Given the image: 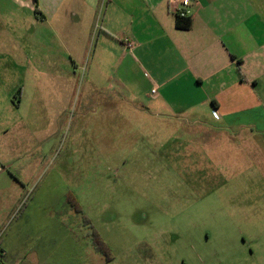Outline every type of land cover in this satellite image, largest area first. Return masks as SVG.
I'll return each mask as SVG.
<instances>
[{
  "label": "rangeland",
  "instance_id": "374dc122",
  "mask_svg": "<svg viewBox=\"0 0 264 264\" xmlns=\"http://www.w3.org/2000/svg\"><path fill=\"white\" fill-rule=\"evenodd\" d=\"M10 9V2L0 0V16ZM100 17L92 45L78 60L76 88L108 105L85 115L73 105L61 110L56 122L48 94L63 81H35L28 71L36 57L44 69L61 50L52 47L47 30L32 28L26 12L9 22L13 32H0V158L11 164L8 172L28 177L38 157L46 176L35 186L48 180L57 192L70 189L90 221L89 238L96 231L100 246L113 255L105 261L87 239V264H144L139 254L149 252L156 264H264V174L259 172L264 161L253 142L264 138L263 125L255 123L260 113L243 116L252 136L245 142L230 140L238 130L224 129L211 117L201 128L145 119L131 109L127 89L119 84L132 78L135 91L144 92L145 70L140 78L129 62L115 64L111 38L95 48ZM11 48L14 54L7 52ZM17 91L23 92L19 107L9 100ZM28 153L33 160H16ZM32 208L29 202L19 221L28 219ZM57 240L52 235L50 246L43 242L38 251L52 252Z\"/></svg>",
  "mask_w": 264,
  "mask_h": 264
},
{
  "label": "crops",
  "instance_id": "0c3cea01",
  "mask_svg": "<svg viewBox=\"0 0 264 264\" xmlns=\"http://www.w3.org/2000/svg\"><path fill=\"white\" fill-rule=\"evenodd\" d=\"M5 1L10 2L11 9L1 12L0 32H13L9 22L26 12L32 28L47 30L52 47L61 50L47 60L44 69L40 67L45 62L36 57L28 71L35 81L40 77L63 81L62 88L48 94L54 98L47 107L53 122L61 110L76 107L84 115L96 114L98 107L108 105L103 100L96 103L92 99L96 95L76 88L78 60L92 45L93 24L101 15L95 48L111 38L115 64L129 62L140 78L145 70L142 93L135 91L132 78L128 85L119 82L127 89L131 109L144 113L145 119L154 117L166 127L185 124L201 128L211 117L214 122H223L224 129L238 130L228 138L241 142L252 141L244 115L259 112L255 123L264 127V0H195L189 8L187 29L177 26L176 5L170 0ZM125 39L132 42L131 48H126ZM19 45L20 41L15 48ZM7 52L14 54L12 48ZM8 62L15 63L12 58ZM154 87L157 94L151 96ZM119 96L115 90V99ZM22 97L23 92L17 91L9 97L10 103L19 107ZM213 112L217 118L212 117ZM253 142L257 156L264 161V138L256 137ZM24 158L31 161L33 154L20 155L16 160ZM6 161L0 158V264H87V239L91 245L88 225L65 206L70 189L57 192L48 180L42 187L35 186L46 176L38 157L28 177L8 172L11 164ZM4 164L10 165L4 168ZM259 172L264 174V170ZM29 202L33 205L30 217L19 221ZM56 234V249L40 253V245L44 242L50 246Z\"/></svg>",
  "mask_w": 264,
  "mask_h": 264
},
{
  "label": "trees",
  "instance_id": "16d2710c",
  "mask_svg": "<svg viewBox=\"0 0 264 264\" xmlns=\"http://www.w3.org/2000/svg\"><path fill=\"white\" fill-rule=\"evenodd\" d=\"M175 20L179 28L187 29L189 27L188 17H180L179 15H175ZM65 206L74 210L77 214H79L82 217L84 222H86V224L89 225L90 221L87 219V217L82 212V208L80 204L77 203L76 198L70 193H67V195L65 196ZM92 234H93V237L90 240H91V245L93 249L95 250V252L103 255L106 261L108 262L111 261L113 259L111 250L108 248L103 249L100 246V242L98 238L99 235L96 231H93Z\"/></svg>",
  "mask_w": 264,
  "mask_h": 264
},
{
  "label": "built area",
  "instance_id": "2783aa9c",
  "mask_svg": "<svg viewBox=\"0 0 264 264\" xmlns=\"http://www.w3.org/2000/svg\"><path fill=\"white\" fill-rule=\"evenodd\" d=\"M195 2V0H170V3L176 5L175 15H179L180 17H188L189 15V8ZM126 48L132 47V42L129 40H124L123 42ZM151 96L157 94L156 88L154 87L151 90Z\"/></svg>",
  "mask_w": 264,
  "mask_h": 264
},
{
  "label": "flooded vegetation",
  "instance_id": "af4514ba",
  "mask_svg": "<svg viewBox=\"0 0 264 264\" xmlns=\"http://www.w3.org/2000/svg\"><path fill=\"white\" fill-rule=\"evenodd\" d=\"M148 253V252H147ZM140 258H143V263L144 264H156V255L149 252L148 254H139Z\"/></svg>",
  "mask_w": 264,
  "mask_h": 264
}]
</instances>
